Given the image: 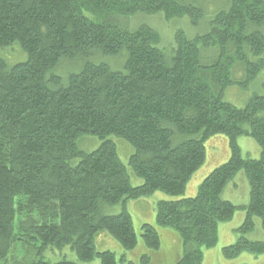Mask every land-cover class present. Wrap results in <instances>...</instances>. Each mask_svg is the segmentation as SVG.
Returning <instances> with one entry per match:
<instances>
[{"label": "trees", "instance_id": "1", "mask_svg": "<svg viewBox=\"0 0 264 264\" xmlns=\"http://www.w3.org/2000/svg\"><path fill=\"white\" fill-rule=\"evenodd\" d=\"M214 1L0 0V47L19 42L28 54L13 66L0 55V264H79L69 250L84 262L117 264L115 252L97 249L98 234L109 232L124 252L136 248L128 201L157 191L184 195L217 134L230 138V158L195 196L158 201L157 225L144 223L141 236L159 249L157 226L174 228L184 244L176 264H202L220 223L239 207L246 211L241 234L257 216L264 228V94L244 106L223 97L264 71V0H220L210 11ZM157 12L188 15L195 25L207 18L209 26L163 42L154 27L130 21ZM67 61L77 69L56 73ZM85 134L103 141L83 151L77 140ZM111 135L135 147L130 165L142 184H132ZM243 135L260 144L259 158L243 156ZM241 170L251 195L238 206L223 192ZM106 204L122 210L113 214ZM243 251L264 252V241L242 235L224 247L226 257Z\"/></svg>", "mask_w": 264, "mask_h": 264}, {"label": "rangeland", "instance_id": "2", "mask_svg": "<svg viewBox=\"0 0 264 264\" xmlns=\"http://www.w3.org/2000/svg\"><path fill=\"white\" fill-rule=\"evenodd\" d=\"M220 0L211 2L209 5L210 11H213L219 6ZM130 21L138 24H147L157 29L162 37L163 42L166 40L173 41L176 33L179 31L185 32L188 37H194L202 34V31L208 29L209 22L205 18L201 24L195 25L191 22L188 15L183 17L167 18L164 12H157L152 15H140L137 19H130ZM0 55L7 61L10 66H13L19 61L27 60L28 54L22 48L19 42L0 47ZM115 56H105L103 60L110 65H115L118 62L114 60ZM65 63V62H64ZM58 66L55 71L63 75L69 74L74 69L71 62ZM244 77L243 72L239 75L234 73L235 77ZM240 77H238L240 79ZM254 94H264V71L260 72L258 77L250 82L247 87L240 84H233L225 88L224 99L232 102L237 106H244ZM109 138L117 143L118 151L123 162L127 165L131 175L133 185H140L143 179L138 176L133 167L130 165V156L135 152V147L126 139L111 135ZM102 139L95 135L85 134L78 138V146L83 151H92L100 146ZM238 144L241 147L242 154L245 157L259 158L261 156V146L257 140L252 136H239ZM231 156L230 138L225 134H217L211 137L206 142V161L204 165L193 175L187 186V191L182 196L171 195L165 191H157L154 194L140 199L129 200L127 209L132 214L134 226L138 235V245L133 250L124 252L119 241L113 237L109 232L102 233L97 239V249L100 251L111 250L116 253L117 264H176L183 255V239L180 233L173 228L158 227L161 236V246L159 249H151L144 242L141 236V228L144 223L156 224V208L157 202L160 200H176L181 197L195 196L198 188L204 178L216 167L225 163ZM251 185L245 170L239 171L233 180L229 182L223 192V198L230 200L238 206L246 205L250 201ZM108 212L115 214L122 210V205H104ZM110 208V209H109ZM246 218V211L239 207L233 218L220 223L219 238L215 246L211 248H204V258L202 264H264V252L253 253L250 251H243L238 256L231 258L224 254V247L236 243L242 235H245L251 241H264V228L260 217H255V227L252 231L241 234L238 228L243 224ZM26 243V242H25ZM21 243V244H25ZM28 244L22 246V249L27 250ZM125 254L127 261H124L121 256ZM179 254V259L178 258ZM149 255L151 259L148 262H143V256ZM14 259L17 256L13 257ZM21 258V257H20ZM68 259L76 261L79 264H101L99 259L92 261H81L77 253L73 250L68 251ZM122 259V261H121ZM12 262L7 264H11Z\"/></svg>", "mask_w": 264, "mask_h": 264}, {"label": "crops", "instance_id": "3", "mask_svg": "<svg viewBox=\"0 0 264 264\" xmlns=\"http://www.w3.org/2000/svg\"><path fill=\"white\" fill-rule=\"evenodd\" d=\"M179 257H180V256H179V254H178V258H177V259H179Z\"/></svg>", "mask_w": 264, "mask_h": 264}]
</instances>
